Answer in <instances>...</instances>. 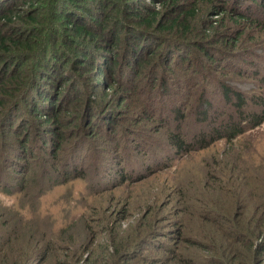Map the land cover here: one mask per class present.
I'll use <instances>...</instances> for the list:
<instances>
[{
    "label": "trees",
    "instance_id": "16d2710c",
    "mask_svg": "<svg viewBox=\"0 0 264 264\" xmlns=\"http://www.w3.org/2000/svg\"><path fill=\"white\" fill-rule=\"evenodd\" d=\"M149 1L151 5L145 4L144 0H0V131L4 126L2 119L8 118L7 133L5 130L2 133L19 140V134L26 127L23 124L25 116L32 123L31 130L18 144L6 140L0 133L1 155L8 154L4 155L6 162L16 160L10 167L27 173L31 161L36 162L39 158V155L33 156L38 142L43 145L41 152L45 156L58 155L62 152L61 144L67 138L66 133L74 130L79 134L83 128H89L96 115H102L107 108L102 104L92 110L89 98L79 92L84 88L81 79H86V76L89 81L95 78L92 86L96 90L110 92L115 97L122 86L133 87L139 99L134 97L135 109L132 112L140 118L139 122H143L145 117V121L151 123L153 119L149 114L145 116L146 99L138 92L139 88L143 86L146 91L160 89L163 94L169 93V111L180 115L179 110L171 107L179 101L183 80L189 85V76L194 71L190 61H195L205 78H201L204 86L197 92L191 91L197 98L194 106L197 119L204 122L213 115V101L224 104L221 114L226 115L211 129L210 142H202L198 150L219 140L232 142L264 123L263 94L251 98L225 84L212 86L206 77L207 72L215 77L217 73L223 75L226 68L223 60L230 58L228 55L233 56L227 54L225 48L230 44L235 47L241 45L247 26L251 30L262 26L249 18L247 3L241 9L235 7L239 0ZM251 1L256 3V0ZM156 6H161V10ZM205 9L212 10L217 19L205 20L201 15ZM226 21L235 27H229ZM216 38L215 44L221 43L224 50H214ZM214 55L220 57L215 58ZM165 76L171 78L170 84H167ZM210 79L215 78L210 76ZM169 86L177 92L171 89L174 93H167ZM104 97L103 93V101ZM226 103L231 106V111L226 110ZM115 104L117 108H108L109 113L104 119L105 132L109 130L111 134L126 130L116 120H120V112L124 111L121 107L126 104L128 108L129 103L118 96ZM165 106L159 107L161 111L157 118L162 123L157 133L167 137L178 153L191 151L192 144L182 138V125L171 127L161 119ZM91 111L94 114L91 115ZM63 117L66 120L74 118L75 126H67ZM42 128L45 133L40 131ZM128 133L135 135L134 131ZM42 134L47 135L44 138L46 147L39 138ZM59 136L64 137L60 140ZM75 138L83 137L76 135ZM109 142L116 144L118 140L111 137ZM80 143L78 140L73 144L78 147ZM64 166L60 163V169ZM28 174L23 182L27 181ZM239 205H245L247 209L248 202L232 201L231 208L235 209L232 214H228L218 201L201 203L195 210L187 205L181 224L175 229V236H164L167 243L156 247L161 248L167 257L162 263L151 259L149 264H263L264 213L261 221L258 218L254 220L253 215L241 214L247 210L237 212ZM262 206L264 209V202ZM186 216L208 227L200 239L204 240L206 249L202 250H206L208 255L185 258L183 246L179 247L182 241H179L184 230L189 229ZM13 235L10 230L0 233V264H43L48 260L53 246L49 241L41 250H32L25 243L9 242ZM172 238L178 241L175 243ZM146 242L145 245H149ZM134 245L111 242L109 247L113 251L110 254L118 258L124 256L121 264L138 263L136 252L132 250L137 247ZM128 247L132 249L128 251ZM98 252L102 253L101 250Z\"/></svg>",
    "mask_w": 264,
    "mask_h": 264
},
{
    "label": "rangeland",
    "instance_id": "374dc122",
    "mask_svg": "<svg viewBox=\"0 0 264 264\" xmlns=\"http://www.w3.org/2000/svg\"><path fill=\"white\" fill-rule=\"evenodd\" d=\"M144 1L151 5L149 0ZM246 3L250 7L249 18L262 26L252 30L247 26L242 44L236 47L230 44L225 48L227 54L233 56L228 55L230 58L223 60L226 64L223 75L217 73L215 77L207 72L206 77L212 86L225 84L252 98L259 93L264 95V0L260 3L256 0L255 4L251 0H239L235 7L244 9L242 6ZM156 9L161 10V6H156ZM201 15L205 20L217 19L210 9L203 10ZM226 22L231 27V22ZM216 41L217 38L214 50H224L221 43L215 44ZM190 64L194 71L189 76V85L183 79L180 85L178 102L182 103L177 102L171 107L179 110L180 115L171 113L167 103V97L171 96L168 92H177L173 86L168 87V94L159 92L160 89L146 91L143 86L139 88L138 92L146 99L145 116L149 114L153 119L148 123L144 117V121L139 122L140 118L132 112L135 109L134 97L138 98L137 90L122 86L115 97L110 92L96 90L92 86L95 78L89 81L86 76V79H81L84 88L79 92L89 98L92 110L102 104L107 109L102 115H96L88 129L83 128L79 134L74 130L66 133L60 154L45 156L41 152L43 145L38 142L33 156L39 155V158L36 162L31 161L30 169L24 173L10 167L16 160L6 162L4 155L8 154L2 153V156L0 150V233L12 231L14 235L9 242L25 243L32 250H41L49 241L53 246L43 264H121L124 256L118 258L110 254L113 251L109 247L111 242L137 245L133 249L128 247V251L136 252L138 263L135 264H149L151 259L162 263L167 257L161 248L156 247L167 243L164 236H175V229L181 224L187 205L195 210L201 203L218 201L228 214H232L235 212L231 208L232 201L248 202L247 209L245 205H239L236 211L247 210L241 214L253 215L254 220L258 218L261 221L264 213V123L232 142L219 140L198 150L202 142H210L211 129L226 115L221 114L224 104L213 101V115L204 122L197 119V108L194 107L197 98L191 91L197 92L204 86L205 78L195 61H190ZM210 76L215 79L211 80ZM165 78L170 84L171 78ZM118 96L129 103L128 108L126 104L121 107L124 111H119L120 120H116L126 130L111 134L109 130L105 132L104 119L109 109L117 106ZM163 105L166 106L161 119L171 127L182 125V138L192 144L191 151L178 153L167 137L157 133L162 123L157 118L161 111L159 107ZM225 108L231 111L228 103ZM127 113L131 117H127ZM25 117L23 124L26 127L19 134V140L2 133V130L7 133L9 120L3 118L4 126L0 131L3 138L18 144L32 128L31 120ZM63 118L67 126H75L74 118ZM127 129L134 131L135 135H129ZM40 131L45 133L46 130L42 128ZM76 135L83 138H75ZM46 137L44 134L39 136L45 147ZM63 137L58 138L62 140ZM111 137L118 142L110 143ZM78 140L80 146L75 147L73 143ZM60 163L65 165L61 169ZM27 174V181L23 182ZM189 218L191 216L185 219ZM188 227L179 241H182L179 247L183 246L181 251L185 258L208 255L206 250H202L206 249L204 240H200L208 227L193 219H189ZM172 239L175 243L178 241ZM145 240L149 245H145ZM124 250L127 249L124 247ZM261 258L264 260V256Z\"/></svg>",
    "mask_w": 264,
    "mask_h": 264
}]
</instances>
